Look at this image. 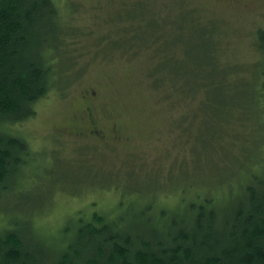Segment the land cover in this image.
<instances>
[{
	"label": "rangeland",
	"instance_id": "rangeland-1",
	"mask_svg": "<svg viewBox=\"0 0 264 264\" xmlns=\"http://www.w3.org/2000/svg\"><path fill=\"white\" fill-rule=\"evenodd\" d=\"M52 1L64 25L61 51L69 68L36 104L33 118L0 119V133L28 148L15 190L0 202V231L16 222L56 247L72 238L82 215L112 219L145 203L157 213H181L179 188L192 190L194 181L226 180L224 190L215 184L206 195L199 191L218 207L235 198L245 173L233 168L245 150L252 172L264 165L258 160L264 132L257 127L264 100L253 89L252 104L232 112L237 125L228 122L218 143L215 134L209 138L208 123L222 108L211 102L206 79L221 69L246 89L263 77L257 33L264 30V0ZM177 25L182 31L175 33ZM208 28L214 29L218 68L206 66L203 41L187 55L181 44L169 47L173 73L158 70L160 40L174 34L193 41ZM85 91L94 93L99 124L115 127L122 141L102 145L71 134L82 127Z\"/></svg>",
	"mask_w": 264,
	"mask_h": 264
},
{
	"label": "trees",
	"instance_id": "trees-1",
	"mask_svg": "<svg viewBox=\"0 0 264 264\" xmlns=\"http://www.w3.org/2000/svg\"><path fill=\"white\" fill-rule=\"evenodd\" d=\"M179 31L181 25L174 32ZM140 33L134 31L135 36ZM213 33V28L200 29L193 41L174 34L160 40L158 70L173 73L169 47L181 44L187 55L191 45L203 41L206 66L218 68ZM63 35L64 25L52 0H0V119L24 122L36 115V104L69 68L61 51ZM257 48L262 54L263 77L250 88L231 81L221 69L206 79L212 89L211 102L222 108L208 123V136L215 134L218 143L228 122L237 125L232 112L240 111L247 102L252 104L253 89L264 100V30L257 33ZM175 74H179L178 66ZM225 98L233 101L225 105ZM261 108L257 127L264 132V104ZM246 150L243 162L233 168L245 173L238 183V195L222 207L211 197L200 198L199 191L206 195L215 184L216 191L223 189L221 183L226 180L215 178L209 183L192 182V190L179 188L177 203L182 208L177 211L182 212L173 216L166 210L157 213L149 207L151 203L112 219L98 213L89 218L82 215L72 238L68 242L64 238L57 248L35 239L30 229H18L14 222L12 228L0 231V264H264V165L252 172ZM27 154L24 140L0 133V202L15 190ZM261 156L258 160L264 161Z\"/></svg>",
	"mask_w": 264,
	"mask_h": 264
},
{
	"label": "flooded vegetation",
	"instance_id": "flooded-vegetation-1",
	"mask_svg": "<svg viewBox=\"0 0 264 264\" xmlns=\"http://www.w3.org/2000/svg\"><path fill=\"white\" fill-rule=\"evenodd\" d=\"M93 92L85 91L82 98L84 105L82 127L74 130L71 134L76 138H86L85 140H94L102 145H109L111 142L122 141V136L115 127L104 128L99 124V120L94 113Z\"/></svg>",
	"mask_w": 264,
	"mask_h": 264
}]
</instances>
